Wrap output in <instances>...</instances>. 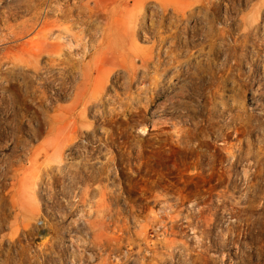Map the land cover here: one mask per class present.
<instances>
[{
    "label": "rangeland",
    "instance_id": "obj_1",
    "mask_svg": "<svg viewBox=\"0 0 264 264\" xmlns=\"http://www.w3.org/2000/svg\"><path fill=\"white\" fill-rule=\"evenodd\" d=\"M88 1L0 0V264H264V0Z\"/></svg>",
    "mask_w": 264,
    "mask_h": 264
},
{
    "label": "bare ground",
    "instance_id": "obj_2",
    "mask_svg": "<svg viewBox=\"0 0 264 264\" xmlns=\"http://www.w3.org/2000/svg\"><path fill=\"white\" fill-rule=\"evenodd\" d=\"M91 1H93L95 3V6L91 8V12L96 14L97 16L105 15L109 11L108 7L110 5V0H107V1L106 0H89L88 4ZM121 4H122V6H121L122 8L124 7V5L126 6V0H122ZM56 7L58 9L59 15L65 16V17H67L69 15L68 11L71 10V9L68 10L66 5L63 4L62 2H59V4ZM126 8H128V7L126 6L123 9L126 10ZM48 12H50V11L47 10L46 14H48ZM56 22H57L56 20H49V19L44 17V19L41 20L40 25L38 23V28H35L36 30H35L34 38H32L31 40H29L27 42V43H29L31 45V48L27 49V52H28L29 49L31 51V53H27L28 57H30L28 59L39 58L42 55V53L45 52V51H47L50 55H55V56L58 57L59 54L62 51L65 50L66 47H68L71 50L70 52L72 53L73 50L75 49V46H79L81 44L80 42H79L80 44L79 43H77V44L75 43V41L76 42L78 41L77 40L78 39V35L76 33L75 34L74 33H70V37H68L67 36L68 35L67 32H63L61 29H59L60 32H56V24H57ZM28 25L29 26H26L27 28H25L27 31H30L31 29H33V27H34L33 24L30 23ZM102 34L104 35V38L108 37V32L107 33L103 32ZM85 45H86L85 49L89 53V50L87 49L88 45L87 44H85ZM130 50H131V48H130ZM88 53H86V54H88ZM103 55H107V54L105 52H103L102 56ZM57 57H52V59H51L52 62L58 61ZM106 59H107V57L105 59H103V58L98 59V62L96 64V70L98 72H102V71L106 70V65H107V60ZM58 63H62L63 64L64 61H58ZM113 66H114V64H109L108 65V67L110 69H112ZM165 104H166L165 102L162 103V105H165Z\"/></svg>",
    "mask_w": 264,
    "mask_h": 264
}]
</instances>
